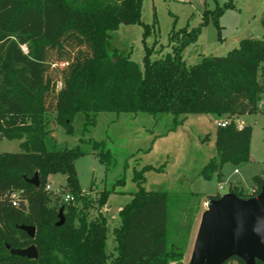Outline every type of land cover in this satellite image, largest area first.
Here are the masks:
<instances>
[{"label": "trees", "instance_id": "obj_1", "mask_svg": "<svg viewBox=\"0 0 264 264\" xmlns=\"http://www.w3.org/2000/svg\"><path fill=\"white\" fill-rule=\"evenodd\" d=\"M142 6L143 0H0V133L20 141L21 148L19 153H0V264H186V246L168 238L171 195L144 188L151 166L135 172L139 189L119 213L116 255L107 253L109 222L101 209L110 191L100 199L99 214L91 217L92 202L81 189L75 161L91 146L110 170L114 156L106 141L81 139L72 149H58L52 122L75 135L78 114L84 116L86 134L102 113L169 114L175 127L188 115L206 113L225 117L228 124L218 127V157L200 176L221 179L226 164L250 161L253 128H239L236 118L260 112L264 38L242 39L226 56H204L188 67L183 53L198 31L184 28L171 34L176 45L172 54L152 61L154 49L147 47L141 69L130 55L118 57L110 32L123 24H142ZM232 7L229 0L223 8L206 10L204 22L210 16L217 21ZM51 114L56 115L52 121ZM56 173L67 176L58 194L47 190L49 176ZM36 174L39 187L26 182ZM253 183L251 194L236 185H230L229 193L244 200L260 196L264 172ZM12 193L19 195L18 207L12 204ZM56 195L72 199L53 205ZM61 210L65 223L57 226ZM22 226L34 227L35 238ZM7 246H35L39 257L11 255ZM225 264L246 263L233 257Z\"/></svg>", "mask_w": 264, "mask_h": 264}, {"label": "rangeland", "instance_id": "obj_2", "mask_svg": "<svg viewBox=\"0 0 264 264\" xmlns=\"http://www.w3.org/2000/svg\"><path fill=\"white\" fill-rule=\"evenodd\" d=\"M228 1L143 0L142 24H123L110 32L112 47L117 50L118 57L130 55L131 60L144 69L147 47L154 49L150 55L152 61L164 58L172 54L176 46L170 39L173 31L197 30V39L186 46L183 53L184 61L190 67L204 56H226L239 47L242 39H263L264 0H233L234 7L226 8L217 21L210 16L208 22H204L206 10L223 8ZM146 26L149 28L147 34ZM55 116L49 115L50 121ZM216 119L225 120V117L195 113L175 127L173 116L169 114L154 117L145 113H102L96 126L83 134L84 116L78 114L73 123L75 135H68L52 122L58 149H72L81 144V139L106 141L114 156L115 166L110 170L91 146H87L86 155L75 161L81 189L92 202L91 217L99 214L100 199L104 192L110 191L107 203L101 209L109 222L107 253L116 255L114 229L121 224L119 213L139 189L134 181L135 172L147 166L153 169L145 173L144 188L171 195L168 238L174 244L186 246V264L190 263L202 216L208 210V197L218 193L225 196L230 192V185L237 184L245 194L252 193L253 178L264 172V110L240 119L253 128L250 161L238 166L228 163L222 169L221 179L214 175L205 180L200 176L201 170L218 157ZM4 152H21L20 141L7 140L0 133V153ZM66 183L67 176L62 173L50 175L47 181L54 194L63 191ZM64 202V196L56 195L52 204Z\"/></svg>", "mask_w": 264, "mask_h": 264}, {"label": "water", "instance_id": "obj_3", "mask_svg": "<svg viewBox=\"0 0 264 264\" xmlns=\"http://www.w3.org/2000/svg\"><path fill=\"white\" fill-rule=\"evenodd\" d=\"M26 182L40 186L39 175ZM208 210L202 216L190 264H225L238 257L246 264L264 263V190L260 196L244 200L234 194L219 200L209 199ZM57 226L65 223L63 210ZM22 230L34 239L36 229L22 226ZM10 249L11 255L37 259V248Z\"/></svg>", "mask_w": 264, "mask_h": 264}, {"label": "built area", "instance_id": "obj_4", "mask_svg": "<svg viewBox=\"0 0 264 264\" xmlns=\"http://www.w3.org/2000/svg\"><path fill=\"white\" fill-rule=\"evenodd\" d=\"M258 109L259 111H263L264 110V100L262 99L259 103H258ZM217 127H226V125L228 124V122L226 120H222V119H216L215 121ZM237 172V171H236ZM50 186L47 185V190H50ZM11 199H12V204L13 206L18 207L19 206V195L17 193H12L11 194ZM71 196L66 195L65 196V202H69L71 200Z\"/></svg>", "mask_w": 264, "mask_h": 264}, {"label": "crops", "instance_id": "obj_5", "mask_svg": "<svg viewBox=\"0 0 264 264\" xmlns=\"http://www.w3.org/2000/svg\"><path fill=\"white\" fill-rule=\"evenodd\" d=\"M262 98H263V100H264V94L262 95ZM260 112H261V111H260ZM241 117H242V116H241ZM241 117L236 118V123L238 124V127H239V128H242V127L246 126V125L244 124V122H240ZM251 146H252V145H251ZM251 153H252V147H251ZM239 173H240V172H239ZM236 186H238V184H237ZM238 187H239V186H238ZM239 188H241V187H239Z\"/></svg>", "mask_w": 264, "mask_h": 264}]
</instances>
